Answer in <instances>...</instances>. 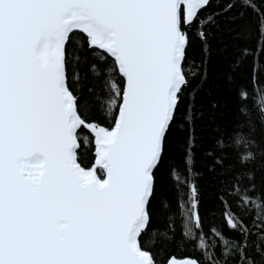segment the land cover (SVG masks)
<instances>
[{"label": "snow or ice", "instance_id": "1", "mask_svg": "<svg viewBox=\"0 0 264 264\" xmlns=\"http://www.w3.org/2000/svg\"><path fill=\"white\" fill-rule=\"evenodd\" d=\"M249 86L264 0H0V264H264L255 145L218 123Z\"/></svg>", "mask_w": 264, "mask_h": 264}, {"label": "trees", "instance_id": "2", "mask_svg": "<svg viewBox=\"0 0 264 264\" xmlns=\"http://www.w3.org/2000/svg\"><path fill=\"white\" fill-rule=\"evenodd\" d=\"M220 0H216L218 4ZM215 6V5H214ZM221 23H225L222 21ZM193 56L198 61L199 59V50L198 45H194ZM215 59L217 64H220L223 61V53L217 52L215 54ZM219 85V82L211 85V90H215ZM219 95V93H218ZM248 95L251 97L248 99L246 104V109L249 113V116L240 115V102L239 101H228L227 111L223 114L224 118L219 120L218 123L221 126L225 139H230L235 134V139H238L244 147H247L246 141L251 137L255 147L253 151L257 154L256 164L258 171L261 175H264V116L261 113H264V93L255 94L253 92L252 86L248 88ZM216 125L208 123L206 120L201 121L199 127L197 128V136L200 138L201 147L198 151L197 156V165L204 172L205 181L204 186L206 193L211 192V183H214L217 179V175L208 171V166L211 161L206 160L203 156V152L207 149H210L214 146L215 138L218 133L215 130ZM190 129L184 127L183 124H180L178 127L174 128L172 141L173 148L171 151L172 157L178 156L177 148L182 146L183 140L189 136ZM246 152H243L239 148L229 147L226 152L227 160L225 161L226 165H235L238 163L237 156L246 155ZM219 169H217V173ZM167 188L164 184L161 185V192L167 193ZM208 209L211 211L212 202L209 200Z\"/></svg>", "mask_w": 264, "mask_h": 264}]
</instances>
